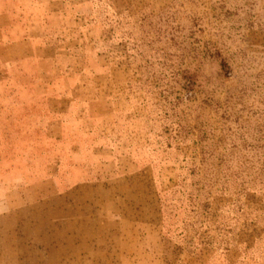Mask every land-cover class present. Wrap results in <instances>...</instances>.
Returning <instances> with one entry per match:
<instances>
[{
  "label": "rangeland",
  "instance_id": "374dc122",
  "mask_svg": "<svg viewBox=\"0 0 264 264\" xmlns=\"http://www.w3.org/2000/svg\"><path fill=\"white\" fill-rule=\"evenodd\" d=\"M4 209L71 264H264V0H0Z\"/></svg>",
  "mask_w": 264,
  "mask_h": 264
},
{
  "label": "crops",
  "instance_id": "0c3cea01",
  "mask_svg": "<svg viewBox=\"0 0 264 264\" xmlns=\"http://www.w3.org/2000/svg\"><path fill=\"white\" fill-rule=\"evenodd\" d=\"M33 216L13 215L9 209L0 212V264H71L59 247L45 243L47 233ZM29 220L31 227H26Z\"/></svg>",
  "mask_w": 264,
  "mask_h": 264
}]
</instances>
